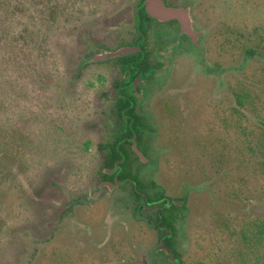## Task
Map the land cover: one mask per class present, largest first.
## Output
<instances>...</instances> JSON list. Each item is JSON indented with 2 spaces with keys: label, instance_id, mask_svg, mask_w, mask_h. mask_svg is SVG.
<instances>
[{
  "label": "rangeland",
  "instance_id": "rangeland-1",
  "mask_svg": "<svg viewBox=\"0 0 264 264\" xmlns=\"http://www.w3.org/2000/svg\"><path fill=\"white\" fill-rule=\"evenodd\" d=\"M80 1L67 2L69 18L61 14L57 28L39 25L33 58L45 67L21 85L25 100L8 92L0 106V264H175L151 257L162 234L133 219L123 190L99 191L98 147L109 143L113 118L100 101L108 66L90 59L132 19L131 2ZM191 1L205 35L204 67L181 65L160 85L150 108L154 147L148 165L136 162L137 174L185 199L175 226L182 263L264 264V173L239 145L242 129L264 122V0ZM46 6L34 0L31 15ZM50 118L67 120L69 142L55 144L54 126L49 137ZM153 213L144 212L155 221Z\"/></svg>",
  "mask_w": 264,
  "mask_h": 264
},
{
  "label": "flooded vegetation",
  "instance_id": "flooded-vegetation-1",
  "mask_svg": "<svg viewBox=\"0 0 264 264\" xmlns=\"http://www.w3.org/2000/svg\"><path fill=\"white\" fill-rule=\"evenodd\" d=\"M146 1L130 0L132 19L116 26L109 33L108 43L99 45V53L90 59L94 64L108 66L107 73L99 79L102 88L100 101L112 109L110 117L113 118V129L106 134L109 143L98 147L102 154L99 191L123 190L132 205L133 219L145 220L147 226L162 234L151 257L161 254L173 263L180 264L175 226L185 199L168 197L151 180L143 182L135 164L139 162L148 165V156L154 147L153 136L156 131L149 123L151 114H154V111H150L155 102L154 95L160 91L159 87L165 78L179 69V66H187L186 63L193 61L204 67L205 35L201 31L200 22L193 15V1L159 0L165 9L181 12L177 17L166 19L148 13ZM123 50L128 53L112 56ZM98 57L103 60L95 61ZM114 151L119 157L113 166H105L110 165ZM176 208L181 210L177 211ZM151 209L154 210L155 221L150 219ZM164 209L170 212L172 226L164 222ZM144 212L149 215L145 216ZM163 241L176 259L166 251L159 250Z\"/></svg>",
  "mask_w": 264,
  "mask_h": 264
},
{
  "label": "trees",
  "instance_id": "trees-1",
  "mask_svg": "<svg viewBox=\"0 0 264 264\" xmlns=\"http://www.w3.org/2000/svg\"><path fill=\"white\" fill-rule=\"evenodd\" d=\"M33 1L23 4L21 0H7V4H5L6 2H0V106L3 102H6L8 92H20L17 93L18 96L15 98L16 103H21L25 100L23 94L28 92V90L22 88L21 85L27 79L34 83L36 68L41 66L44 69L45 67V63L39 65L38 59L33 58V53L37 51L39 46L41 47L37 41V39L41 40L40 32L37 31L39 25L48 21L47 23L50 26L55 23V28H57V20L61 17V14H64V19L65 16L69 18L71 9L68 11L67 2L71 3V6L69 5L70 8H74L78 1L81 2L80 0H42L43 4L48 5L46 6L48 12L46 14L42 13L41 16H33L31 15ZM27 6L29 9H27ZM42 43L46 44L44 39ZM260 49L264 52V39L260 41ZM240 99L241 95H236L239 109L244 108ZM62 100L60 99V101ZM43 112L46 111L43 110ZM235 114L238 117L241 116L240 111L235 110ZM31 118L37 123L41 121V118L45 117L44 113H42L41 115L32 114ZM119 118L121 119V116ZM58 120L54 125L51 118L48 122L43 121L45 130L49 134L52 132L51 127H55L53 129L55 131L54 139L52 134L49 137L55 141L56 145L64 144L67 140L69 142L72 137L70 133L72 129L67 131L65 128V126H68L67 120L65 118H59ZM260 125L262 126L256 127L257 125L254 126L252 124L248 129H242L244 138L239 145L247 151V157L252 164L259 166L262 173H264V122ZM41 139L44 145H49L50 147L51 143L46 138L45 140ZM90 146L91 140L85 139L82 145L83 150L87 151ZM100 150H103V147H100ZM112 150H114L113 147ZM114 153L115 155L112 157L110 165L106 164L105 166L111 167L114 165V161L119 157L115 151ZM176 210L180 211L181 209L176 208ZM163 216L164 222L172 226L168 209L163 210ZM260 231H264V224Z\"/></svg>",
  "mask_w": 264,
  "mask_h": 264
},
{
  "label": "water",
  "instance_id": "water-1",
  "mask_svg": "<svg viewBox=\"0 0 264 264\" xmlns=\"http://www.w3.org/2000/svg\"><path fill=\"white\" fill-rule=\"evenodd\" d=\"M147 12L150 13L152 16L157 17L159 19H166V18H171V17H177L179 15V10H167L164 8L163 4L159 0H147ZM133 52H136L133 50ZM128 52L126 50H123L122 52H119L115 55L112 56H124ZM103 60L101 57H98L95 61H101ZM112 189V187H110ZM178 205H181V203H177ZM159 250H164L166 251L173 259H176V257L173 255L172 251L168 249L164 243L162 242L161 247ZM182 264V263H180Z\"/></svg>",
  "mask_w": 264,
  "mask_h": 264
}]
</instances>
